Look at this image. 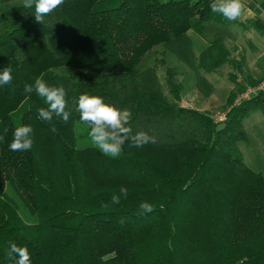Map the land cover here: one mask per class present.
Here are the masks:
<instances>
[{"label": "trees", "instance_id": "obj_1", "mask_svg": "<svg viewBox=\"0 0 264 264\" xmlns=\"http://www.w3.org/2000/svg\"><path fill=\"white\" fill-rule=\"evenodd\" d=\"M251 1L264 13V0ZM212 3L64 0L44 24L34 8L1 15L0 71L11 67L13 80L0 86V264H13L5 258L11 243L28 249L31 264H264V175L237 148L245 118L264 113V94L236 106L228 99L220 123L179 104L174 68H165L171 99L155 67L142 69L161 49L209 88L204 77L222 66L241 72L245 58H232L221 36L197 51L189 35L209 22L229 24ZM242 26L264 36L259 19ZM37 77L65 88L67 123L39 119L48 105L23 91ZM82 94L128 108L132 134L156 143L126 142L115 158L80 146L78 129L88 125L77 111ZM24 125L34 130L33 146L11 151ZM141 202L153 211L141 212Z\"/></svg>", "mask_w": 264, "mask_h": 264}, {"label": "rangeland", "instance_id": "obj_2", "mask_svg": "<svg viewBox=\"0 0 264 264\" xmlns=\"http://www.w3.org/2000/svg\"><path fill=\"white\" fill-rule=\"evenodd\" d=\"M247 1L250 7L244 4V11L237 20L229 21L227 25L215 22L206 23L201 35L190 31L189 35L192 37L193 43L197 46V51L205 50L214 35L222 37L230 56L238 61L244 58L245 51L253 53L254 46L257 49L264 47V44L253 42L242 36L236 43H230L224 39V37L230 38L234 36V29H239L242 32L247 30L241 23L252 20L253 17L251 16H254L252 8L256 5L251 0ZM19 6H22V0H11L7 2L0 0V18L7 11ZM246 8H249L251 11L249 14H247L248 11H246ZM238 21L241 22L239 23ZM1 31L2 26L0 22V33ZM161 61H164V64ZM257 66V70L253 73L251 71L249 72L246 60L241 72L227 65L222 66L215 73L204 77L210 84L211 90L209 86H205L202 83V80L201 82L199 81L195 71L179 62L173 55L168 53L162 55L161 49H155L145 58L142 69L155 67L163 91L171 99L164 83L165 68H174L177 73L176 79L181 86L179 104L187 108L194 107L200 112H207L215 121L222 123L225 121L226 113L230 110V106L227 104L228 99L232 100L231 106H236L251 97L264 94V92H260L261 84L264 83V57L257 61ZM258 112L264 115L261 111L255 110L243 121V132L246 136V141L238 143L237 148L243 156L245 164L253 171H261L262 175H264V123H253L256 117H261ZM90 128L88 125L79 127L78 138L80 146H94L89 136Z\"/></svg>", "mask_w": 264, "mask_h": 264}, {"label": "clouds", "instance_id": "obj_3", "mask_svg": "<svg viewBox=\"0 0 264 264\" xmlns=\"http://www.w3.org/2000/svg\"><path fill=\"white\" fill-rule=\"evenodd\" d=\"M63 3L64 0H22L24 8H34L35 21L42 24H44L45 17L51 15ZM210 8L213 13H218L229 21H235L241 17L244 11V0H213ZM11 73V67H5L0 71V86L12 82ZM23 91L25 93L35 91L38 96L44 98L48 107L38 109L39 119L51 121L55 115L65 123L68 122L71 113L66 110L68 102L63 85L59 87L49 86L37 77L34 84H25ZM77 111L80 113L79 119L91 126L89 136L93 145L105 155L113 158L118 157L122 151V146L129 141L137 148L148 143H156L154 136L143 131L132 134L130 127L131 111L128 108L119 109L114 105H109L104 102L102 97L80 95L77 101ZM33 131L30 125L17 127L13 132V140L9 144V149L11 151L30 150L33 146ZM120 191L126 198L127 189L122 187ZM119 202V197L114 195L112 203L118 204ZM103 206L107 207V205ZM140 210L141 212H151L153 206L147 202H141ZM120 223L123 224V220ZM5 258L13 264H31L28 249L15 243L9 245Z\"/></svg>", "mask_w": 264, "mask_h": 264}, {"label": "crops", "instance_id": "obj_4", "mask_svg": "<svg viewBox=\"0 0 264 264\" xmlns=\"http://www.w3.org/2000/svg\"><path fill=\"white\" fill-rule=\"evenodd\" d=\"M244 4H246V5H248L250 7L249 2L247 0H244ZM253 4H254V2H253ZM254 6L255 7H253V8L251 7L252 10H253V15H254V16H251V17H253L252 19H259V20H261L262 23H264V13H261L260 12V10L258 9L257 5H254ZM246 11H248L247 14H249L251 12L249 10V8H246ZM238 22L240 23L241 21H238ZM244 22H242L241 24H244ZM234 32H235V35L234 36H232L230 38L224 37V39L227 40V41H229L230 43H236V42H238L239 38L242 36V37H245V38H247V39H249V40H251L253 42H257V43L259 42L260 44H264V36L259 35L254 30H246L245 32H242L239 29H237V30L234 29ZM252 52L253 53L245 51L243 57L246 60L247 66L249 68V72L251 71L253 73L258 68L257 61H259L262 57H264V47H261V48H258L257 49L254 46V49H253ZM189 108L195 109L194 107H189ZM195 110H198V109H195ZM258 113H259V116L261 115V117H256L254 119V121H253L254 124L255 123L257 124L258 122L264 123V115H262L260 112H258Z\"/></svg>", "mask_w": 264, "mask_h": 264}, {"label": "built area", "instance_id": "obj_5", "mask_svg": "<svg viewBox=\"0 0 264 264\" xmlns=\"http://www.w3.org/2000/svg\"><path fill=\"white\" fill-rule=\"evenodd\" d=\"M260 92H264V83L261 84V91Z\"/></svg>", "mask_w": 264, "mask_h": 264}]
</instances>
